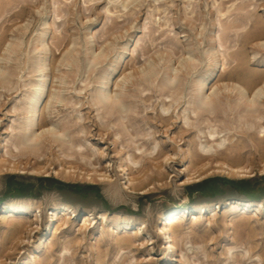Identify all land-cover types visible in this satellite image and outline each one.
I'll list each match as a JSON object with an SVG mask.
<instances>
[{"label":"rangeland","instance_id":"rangeland-1","mask_svg":"<svg viewBox=\"0 0 264 264\" xmlns=\"http://www.w3.org/2000/svg\"><path fill=\"white\" fill-rule=\"evenodd\" d=\"M263 29L264 0H0V264H264Z\"/></svg>","mask_w":264,"mask_h":264},{"label":"bare ground","instance_id":"bare-ground-1","mask_svg":"<svg viewBox=\"0 0 264 264\" xmlns=\"http://www.w3.org/2000/svg\"><path fill=\"white\" fill-rule=\"evenodd\" d=\"M242 8L243 7H245L246 5H245V3L244 2H242L241 3V5H240ZM256 9V8H255ZM258 21V20H257ZM257 21H255L254 23H253V25L255 24H257ZM263 34H264V29H263ZM245 84L247 85V87L249 88L248 89V91H250V90H253V85H254V83H253V78H252V76L251 75H248V77H247V79L245 80ZM262 91H263V89H261ZM261 95H262V93L260 94V92L258 91L257 93H255V96L256 97H259V98H261ZM54 98V97H53ZM254 100H256V99H254ZM254 100H251V105H250V107L252 108V103L254 102ZM250 101V100H249ZM260 112L261 113H263L264 111H261L260 110ZM161 118H163V119H165L166 121H167V119H169L168 117H163V116H160ZM45 118V117H44ZM44 122H46L45 120H41L40 121V123L38 124V126L40 127V125H42L41 123H44ZM258 123H255V126H257V128L259 127V128H263V126L261 125H259ZM159 126V125H158ZM42 129V128H41ZM36 133H34V135H35ZM54 135H58V133L57 132H54L52 129H45L40 135L38 134V135H35V138L39 141L40 139H45V140H47V141H51L52 140V138H53V136ZM248 138L250 139V140H253V138H257L258 140H259V143L258 144H253L252 145V148L254 149V152H257V151H261L262 150V148H263V144H264V135H258V133L256 132V131H253V132H250L249 133V135H248ZM218 139L219 138H217V139H214L213 140V143H215V142H217L218 141ZM61 139H57L55 142H59ZM43 142V141H42ZM50 143V142H49ZM60 144H63V143H60ZM218 144V143H217ZM234 147H239L240 145L241 146H244V147H249L250 146V143L248 142V141H243L242 143H240V141H236L235 143H231ZM60 146H63V145H60ZM214 148H215V151H214V153H212V154H209L208 156L209 157H212V158H219V156L220 155H222L225 151H222V149H219V147H217V145H214ZM164 149V148H163ZM163 149L161 150V151H159L158 152V154L157 155H155L152 159H159V158H161L163 155H164V151H163ZM252 151V150H251ZM81 156H83V155H81ZM142 157H146V156H142ZM151 158V157H150ZM150 158H148V157H146L145 159L148 161ZM167 161L170 163V162H175L176 160H173L172 159V157H168L167 159H166V162H161L162 164L163 163H167ZM179 161V160H178ZM217 161V160H216ZM22 162V161H21ZM214 162V161H213ZM76 163V162H75ZM77 163L80 165V167H71L70 169L71 170H74L75 172L76 171H79L80 170V168L81 167H85L86 168V166L88 165V162H85V163H82V162H80V161H77ZM148 163V162H147ZM20 164H22V163H20ZM151 163H148V169L151 167V171H152V175H149L148 174V176L144 179H133V178H129V180H128V182H129V186H128V189L129 190H131L132 192H136L137 190H138V188L139 187H141V186H145L146 185V183H147V179H152L153 177L155 178L156 176H158L160 173H159V169L162 167V165H157V164H151ZM12 166V165H11ZM13 169H20L19 168V163L18 164H13ZM107 167H109V166H107ZM106 167V168H107ZM249 167H247V168H245V167H236V168H229V167H227V169L229 170V174H231V175H236V176H238V177H247V175L251 172L250 171V169H248ZM25 170H27V169H25ZM121 171L124 173V174H126L127 172L126 171H132V168H125V167H123L122 169H121ZM250 171V172H249ZM97 173H98V171L97 170H95L93 173H92V176L93 177H91L92 179H94L95 178V176L97 175ZM99 174V173H98ZM100 177L102 178V180L104 181V182H107V183H111L112 182V177L111 176H109L108 175V172H105V173H102V174H100ZM101 181V180H100ZM141 189V188H140ZM143 193H147L146 192V189L144 188L143 189ZM10 217L11 216H14V215H9ZM91 218L92 217H90V216H88L87 215V217H86V219L84 220V223H85V225H84V227L83 228H85V229H88L89 228V226L87 225V222H89L90 220H91ZM82 228V229H83ZM143 229H146V227H144ZM166 231H172V228H171V226H163L162 227V233H165ZM173 232V231H172ZM141 234V232L139 231L137 234H136V237L137 236H139ZM172 238V237H171ZM155 243V241H153L152 243H150V244H154ZM168 249H172V251H175L176 249H177V247H176V244L175 243H169V246L167 247Z\"/></svg>","mask_w":264,"mask_h":264}]
</instances>
